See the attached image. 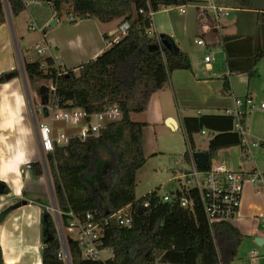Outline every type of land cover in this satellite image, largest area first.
<instances>
[{"label":"trees","instance_id":"trees-1","mask_svg":"<svg viewBox=\"0 0 264 264\" xmlns=\"http://www.w3.org/2000/svg\"><path fill=\"white\" fill-rule=\"evenodd\" d=\"M7 3L11 16H18L25 9L21 0H7ZM188 3L190 0H51L50 3L41 0L40 5L33 7L49 8L50 15L41 21L42 26L51 20L64 19L70 25L89 19L99 24L117 20L129 23L125 35L110 43L96 58L81 63L76 73L55 66L52 57L47 58L44 65L24 62L22 66L27 81H52L54 97L61 108L92 113L116 104L121 112V118L107 125L97 138L71 140L65 147H57L45 156L54 201L61 213L69 210L77 216L92 213L103 219L127 205L143 209L140 214L134 210L130 227H120L112 220L104 225L101 250H109L111 256L103 261L82 259L76 242L67 236L70 264H154L157 253L162 264H229L237 256L241 233L228 221L209 225L194 189H176L167 202L162 201L156 191L138 200L135 196L136 172L145 163L141 135L146 123L131 121V115L146 111L151 96L169 84L173 71L191 70L188 56L172 39L164 37L170 48L150 49L153 40L145 34L150 24L146 13L148 9L158 12ZM231 3L252 9L249 0H230L228 4ZM71 17L73 20H69ZM5 18L3 0H0V26ZM257 21L256 46L242 67H234L223 53V95L230 94L228 75L244 73L251 78L256 64L264 59V8L257 13ZM60 70L65 74L58 75ZM245 117L244 114L242 124ZM234 120L231 115L182 118L181 130L187 146L183 161L190 163V153L194 151L192 137L201 131L211 135L205 150L209 160L221 150L240 147L241 137L233 128ZM100 153L107 155L108 161L101 162ZM98 162L106 165L107 170L102 171L107 178L102 202L97 184ZM30 168L34 176L43 174L40 163H32ZM6 193L4 188L2 194ZM182 197L190 201L185 208L180 206ZM143 202H147V207H142ZM43 214L46 219L41 238V264H64L56 256L59 241L52 219L46 212ZM61 222L65 225V216L61 217ZM0 264H3L1 247Z\"/></svg>","mask_w":264,"mask_h":264},{"label":"crops","instance_id":"crops-1","mask_svg":"<svg viewBox=\"0 0 264 264\" xmlns=\"http://www.w3.org/2000/svg\"><path fill=\"white\" fill-rule=\"evenodd\" d=\"M249 1L253 7L255 0ZM190 3L185 5L184 13H180L172 7L162 9V12L159 10L154 15L155 26L159 29V25L163 24L164 29L162 32L171 35L173 44L188 56L191 70H176L171 73L169 84L151 96L146 111L140 114L142 115L140 122L150 126L163 123L164 121L166 124L167 119H172L177 128L174 129V126L168 127L172 130H178L179 128L181 129V119L184 117L224 115L226 111H232L235 108L236 100L248 99L256 108L247 118H244L242 125L251 139H259L263 142L261 149L263 148L262 151H264V109L258 108L260 104L264 103V98H260L264 96V59L256 64L254 75L251 78H248L244 73L228 75L230 94L223 95L222 76L224 75V68L205 63L203 57L207 53L201 50L205 46L218 44L222 58L225 54L234 67H242L256 46L255 31L245 32L248 22L243 18L245 17L243 14H248L254 9L246 10L236 4H228V0L198 1L194 5ZM210 3L236 9L230 12L236 13L239 17V24L237 22L227 23L224 21L225 18L229 17L228 15L217 22L215 31L203 33L195 7L200 4ZM259 3H263L262 8L258 9L260 13L264 8V0ZM173 10L177 14H171ZM113 23H117V25L114 28H110ZM119 23L120 20L107 24H99L90 19L81 20L71 26L62 25V27L54 28L43 35V40L48 47L47 50L51 52L50 57L55 61V66H60L62 69H72L76 72L77 67L81 63L96 58L110 46V43L116 42L120 38V34L117 31ZM197 26L199 29L198 35L196 34ZM6 37L8 39L7 32ZM197 39H202L204 45L195 44ZM11 69H0V76L11 73ZM10 81L16 82L22 102L24 122L19 123V126L15 128L12 134L8 133L9 138L7 140L0 138V183L7 189V193L0 196V212L13 205V203L26 201V205L10 210L0 222V247L3 264H41L42 216L43 209L47 207L44 204L47 197L46 192L42 191V180L43 178L47 180V175L43 165L38 161L40 152L35 119L29 110L30 123L25 109L26 103L23 89L18 77L15 76L9 81L0 83V87ZM23 87L25 88L24 84ZM256 100H259V102L255 103L254 101ZM243 109L244 111L248 110V106L244 105ZM9 119L7 123H12L11 118ZM2 123H5V120ZM2 129L6 132L13 130L12 127ZM17 133L18 135L24 133L22 144L19 147L13 145V142L16 141L13 136L17 138ZM2 135V132H0V137ZM233 148L235 147L219 151L213 159L228 169L235 171L252 172L255 169L264 170V166L263 169L259 166V162L255 160L254 155L251 160L241 159V162L235 165L228 162L227 158L222 160L221 157H218L223 152L228 157V152ZM205 150H194L193 152H205ZM32 163H40L43 170L41 176H34L31 168L28 170L23 168L25 165H31ZM246 184H249V186L245 195L241 196L240 207L236 214L238 223L236 222L237 224L233 225L239 230L242 237L255 235L262 240L260 244L262 245L264 244V232L258 230L259 224L255 218L264 219V192L254 188L255 186L250 183ZM36 197H41L44 200L41 203ZM3 201L6 202L3 203ZM6 203L7 205L4 206ZM246 213H250L249 216L253 217L251 226L243 219ZM237 259L238 256L229 264H236Z\"/></svg>","mask_w":264,"mask_h":264},{"label":"built area","instance_id":"built-area-1","mask_svg":"<svg viewBox=\"0 0 264 264\" xmlns=\"http://www.w3.org/2000/svg\"><path fill=\"white\" fill-rule=\"evenodd\" d=\"M24 8L34 7L41 4V0H21ZM51 0H47L50 3ZM184 7H175L180 13H184ZM197 11V18L200 21L201 30L203 33H209L217 29V22L229 15L230 11L236 10L234 8L217 6L213 3L200 4L195 7ZM139 13H143V10H139ZM156 12L148 9L147 16L150 24L146 29L145 34L153 40V44L157 47H163L161 43V35L172 39L169 34H164L162 30L164 25L160 24L159 29L155 26L154 15ZM73 20V18H69ZM129 28L127 21L120 22L117 31L120 36L125 35ZM195 44L204 45L202 39L195 40ZM37 53L44 52V49L35 47ZM45 49H48L46 46ZM205 63H215L210 54L203 57ZM65 74V71L60 70L58 75ZM54 84L47 86V101L45 104L39 103V106L32 109V115L41 116L47 119V122L37 123L35 121V127L38 137V147L41 152V156L45 157L49 153H53L57 147H65L71 140L85 141L88 138H97L105 127L111 123L118 121L121 118V112L116 104L106 105L103 110L99 112L89 113L83 109L78 108H61L58 106L54 97ZM244 105L248 106V111H253L256 107L250 100H236L235 108L232 111H226L224 115H231L234 117V130L240 135V147L243 152L242 158L244 160H251L254 155V150L262 146L263 142L258 139L249 140V134L244 129L241 120L246 114L243 111ZM45 107L46 116H44ZM259 109H264V103L258 106ZM36 120V119H35ZM65 125L68 130H64L61 127H54L53 124ZM201 135L205 134V131H201ZM45 163V162H44ZM28 169L30 165H27ZM176 179L180 185L177 190L182 191L185 189H194L199 196L203 213L209 225L228 221L234 218L237 214L241 202V193L244 184L250 183L253 186H261L264 189V170L259 171L255 169L252 172H242L228 169L223 164L219 163L215 159H210L208 165L200 170L197 167L190 153V163L188 169L177 176ZM164 202L171 200V194L160 196ZM190 201L182 197L180 199V206L187 207ZM138 206L135 209H138ZM142 207H147V202H143ZM132 206L118 210L117 212L99 219L92 213H85L77 216L72 211L61 213L59 210H54L56 213V229L58 237L61 238L59 243V249L56 252V256L64 264H67L68 251L66 242L63 239V233H68V237L74 240L79 248L81 258L89 261H103L107 258H102L101 250V237L104 225L109 221L120 227H130L132 223V213L135 210ZM65 216L66 223L62 225L61 217ZM264 224V219L261 220ZM252 259H255V251H251ZM111 256V255H110ZM109 258V257H108ZM254 262H256L254 260Z\"/></svg>","mask_w":264,"mask_h":264},{"label":"rangeland","instance_id":"rangeland-1","mask_svg":"<svg viewBox=\"0 0 264 264\" xmlns=\"http://www.w3.org/2000/svg\"><path fill=\"white\" fill-rule=\"evenodd\" d=\"M198 1L200 2H210V0H190V4H196ZM230 1V0H228ZM261 0H255L253 4V11L248 12V14H243L245 17H243L248 22V27L245 29V32H254L256 30L257 25L259 24L257 21V13H259L258 9L262 8L263 3H259ZM233 5V3H231ZM172 8V7H171ZM175 8V7H174ZM256 8V10H255ZM163 10L161 9V12ZM169 11V10H168ZM261 12V11H260ZM177 14L175 10L171 12V14ZM49 14V8L48 7H29L24 9L18 16H11L8 15L5 18V22L3 25L0 26V69H6V68H12L11 73H16L20 83L21 87L23 89V95L25 99V109L27 111V115L29 116V121L31 123V117L29 114V106L28 101L26 100V93H28L29 103L30 106L34 109H36L39 106L40 103V94L39 89L42 86H49L51 84V81H27L24 75V79L22 77V73L20 71V66H23L24 62H30V63H38L43 64L47 58L50 57L51 52L47 49H45L46 45L43 40V31H46L45 34L51 30H53L56 27H62V25L71 26L67 23V19H64V21H58L56 26H52L50 28H47L48 22L46 25L42 26V20L44 17H46ZM238 18V21H237ZM224 21L227 23H236L239 24V17L234 12L229 13V17L225 18ZM117 25V23H113L110 28H114ZM250 29V30H249ZM240 31H242L241 28H239ZM239 31V32H240ZM6 32L8 39L6 37ZM243 32V31H242ZM196 34H199L198 26L196 28ZM38 46L41 49H44V52L37 53L35 47ZM202 51H204L207 54H210V56H213V59L215 60V63H211L212 66L222 67V54L220 53V48L218 44H211L209 46H205L201 48ZM206 54V55H207ZM76 73V72H75ZM21 78V79H20ZM11 82V81H10ZM10 82H7L10 83ZM12 84H8L9 88L7 87L8 91L7 94H3L0 98V119H8L11 118V120L19 126L18 123H23V117H22V102L19 97V93L17 90L16 82L12 81ZM14 83V84H13ZM25 88L23 87V84ZM26 90V91H24ZM1 91V90H0ZM14 94V97H13ZM46 94H48L46 92ZM264 98V96L260 97ZM255 103H258L259 100L254 101ZM17 104V106L15 105ZM256 105V104H255ZM5 106L10 107V113H12V117H8L7 114L3 115V109ZM32 111V109H31ZM252 112V111H251ZM248 110L246 111V118L249 114H251ZM34 118V116H33ZM35 121L37 123H44L47 122V119H44L41 116H36ZM142 120V115L140 114H133L131 115V121L133 122H140ZM247 120V119H246ZM1 121V120H0ZM13 124V123H12ZM21 126H23L21 124ZM54 127H61L64 130H68L65 125H58L56 123L53 124ZM0 132L5 133L4 131L0 130ZM18 135V133H17ZM16 135V142L17 147H19L22 144V140L24 137V133L21 135ZM141 143H142V149L145 155V163L144 165L137 170L136 172V188H135V196L136 199H140L144 197L145 195L156 191L158 195L163 196L166 194L173 193L177 188H179V181L176 179L177 176L181 175V173H184L188 169V164L185 163L182 159V155L187 149L185 138L182 130L179 128L178 130H172L170 129L166 124L165 121L163 123H159L157 125H150V126H144L142 128V135H141ZM211 139V135L205 131L204 135L201 134H195L192 137L193 140V148L194 150H205L208 142ZM18 140V141H17ZM249 140H255L251 139L249 135ZM259 140V139H258ZM263 149V148H262ZM261 147L254 150V157L255 160L259 162V166L263 169L264 166V151H262ZM27 150V148H25ZM219 153V152H218ZM217 153V154H218ZM228 157H226V153H220L218 157H221L222 160L224 158H227L226 160L230 162L232 165L237 164L238 162H241L242 157V150L241 147H235L232 150L228 152ZM216 154V156H217ZM101 159H99L101 162L108 161L107 155L100 153ZM219 160V159H218ZM221 160V159H220ZM38 161L43 165V169L47 171V174L49 176L47 164L45 161V157H42L41 155L38 158ZM45 162V163H44ZM98 162V170L97 173L100 175L99 181H97V184H99V191H100V200L103 201L104 196V187L107 186V178L106 176H103L102 171L104 173L107 171L105 170L106 165H102V163ZM29 165V164H27ZM27 165H25L23 168L25 170H28ZM104 167V170H103ZM101 169V170H100ZM102 173V174H101ZM102 176V177H101ZM87 179H90V177H87ZM42 191L46 192V202L44 204L47 205L46 208L43 209L44 212H46L48 215H50L52 222L54 224V229L56 232L57 239L60 243L61 238L58 237V232L56 229V213L54 211V197L52 199L50 194V189L48 185V179L42 180ZM49 183L51 184V178L49 176ZM249 184H244L241 196H244L247 187ZM52 187V185H51ZM251 188V186H250ZM254 188L259 189L264 192V189L261 186H255ZM253 189V188H252ZM38 198V197H36ZM35 200V199H34ZM41 203L44 200L43 198H38ZM6 201H3L5 203ZM14 204V203H13ZM7 203L4 205L6 206ZM56 206V204H55ZM2 209V208H1ZM250 213L244 214V221L247 222L249 226H251V219L253 217L249 216ZM255 220L258 221V230L264 232V224L260 222V218ZM232 224H237V217L236 215L231 220ZM237 222V223H236ZM36 232V231H32ZM68 236V233H63V239L66 242V237ZM258 238L255 235L243 236L239 246L237 248V262L236 264H264V244L259 245L256 243L255 239ZM251 250H254L255 253V259H252ZM102 258H108L110 257L111 253L109 250H104L101 253ZM160 253H157V257L154 264H162L159 262ZM254 260L256 262H254Z\"/></svg>","mask_w":264,"mask_h":264},{"label":"water","instance_id":"water-1","mask_svg":"<svg viewBox=\"0 0 264 264\" xmlns=\"http://www.w3.org/2000/svg\"><path fill=\"white\" fill-rule=\"evenodd\" d=\"M3 5H4V9H5V14L6 16L10 15V12H9V7H8V3H7V0H3ZM57 24V21L56 20H51L48 25H47V28H50L54 25ZM161 38V43L164 47L166 48H170V43L168 42L167 39L164 38V35H161L160 36ZM157 46L155 44H152L150 45V49H155ZM20 71L22 73V77L24 79V72H23V68L20 66ZM13 74L12 73H6V74H3L2 76H0V83L1 81H9L11 79H13ZM26 91V90H25ZM47 87L46 86H42L39 90V94H40V101L41 103L45 104L46 101H47ZM26 93V97H27V100H28V106H29V109H30V113H32L31 111V106H30V103H29V98H28V93ZM43 110H44V116H46V111H45V107H43ZM32 115V114H31ZM166 125L169 126V127H173L174 126V129L177 128L176 124L174 123V121L172 119H167L166 121ZM40 152V150H39ZM40 155H41V152H40ZM191 158L194 162V164L199 167V168H204L208 165V162H209V156H208V153L207 152H200V151H195V152H192L191 153ZM46 172V175H47V179H48V186H49V189H50V194H51V197L53 199V192H52V187H51V184L49 183V176L47 174V171L45 170ZM2 195V183H0V196ZM23 205H26V201H22V202H17L11 206H9L7 209H4L3 211L0 212V222L3 220V218L5 217V215L10 211V210H15L17 208H19L20 206H23ZM53 205H54V210H57L56 206H55V201L53 202ZM143 209L141 208H138L137 209V213L140 214L142 213ZM42 219L43 221H45L46 219V215L43 214L42 216ZM256 243L257 244H261L262 243V240L259 239V238H256L255 239ZM67 264H70V261H69V257L67 256Z\"/></svg>","mask_w":264,"mask_h":264},{"label":"bare ground","instance_id":"bare-ground-1","mask_svg":"<svg viewBox=\"0 0 264 264\" xmlns=\"http://www.w3.org/2000/svg\"><path fill=\"white\" fill-rule=\"evenodd\" d=\"M8 84H12V83L10 82ZM8 84L6 83L5 85L0 87V90H1L0 91V98L2 97L3 94H7V91H8L7 87L9 88ZM13 97H14V94H13ZM15 105L17 106V104H15ZM6 114H7L8 117H10V116L12 117V113H10V107L9 106H5L4 109H3V115L5 116ZM0 120H1L0 121V130L4 131L2 128H9V127L13 128V130H11L10 132L4 131L5 133H3L2 137H0L2 139L5 138L7 140L9 138V134L8 133L12 134L14 132L15 128L18 127V125H17V123L14 122V120L13 121L11 120V122L13 124L12 123H7L10 120L9 118L8 119L4 118V119H0ZM4 120H5V123H2V122H4ZM13 139H16V138L13 136ZM13 143H14L13 144L14 146L15 145L17 146V142L16 141L13 142Z\"/></svg>","mask_w":264,"mask_h":264},{"label":"flooded vegetation","instance_id":"flooded-vegetation-1","mask_svg":"<svg viewBox=\"0 0 264 264\" xmlns=\"http://www.w3.org/2000/svg\"><path fill=\"white\" fill-rule=\"evenodd\" d=\"M40 88H41V87H40ZM3 189H4V187H3V185H2V191H3ZM41 229H42V230H41V235H42V234H44L43 222H42V227H41Z\"/></svg>","mask_w":264,"mask_h":264}]
</instances>
